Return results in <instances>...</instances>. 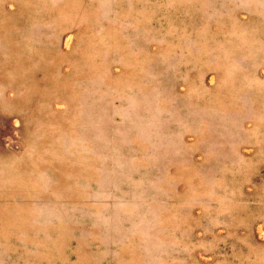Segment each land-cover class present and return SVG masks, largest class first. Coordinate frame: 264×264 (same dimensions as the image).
<instances>
[{"label":"rangeland","instance_id":"obj_1","mask_svg":"<svg viewBox=\"0 0 264 264\" xmlns=\"http://www.w3.org/2000/svg\"><path fill=\"white\" fill-rule=\"evenodd\" d=\"M0 264H264V0H0Z\"/></svg>","mask_w":264,"mask_h":264}]
</instances>
